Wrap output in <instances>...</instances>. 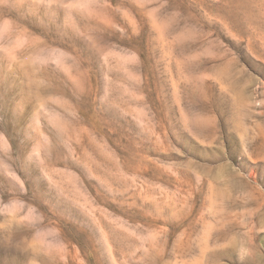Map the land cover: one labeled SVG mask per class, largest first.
<instances>
[{
	"label": "rangeland",
	"instance_id": "rangeland-1",
	"mask_svg": "<svg viewBox=\"0 0 264 264\" xmlns=\"http://www.w3.org/2000/svg\"><path fill=\"white\" fill-rule=\"evenodd\" d=\"M0 264H264V0H0Z\"/></svg>",
	"mask_w": 264,
	"mask_h": 264
}]
</instances>
